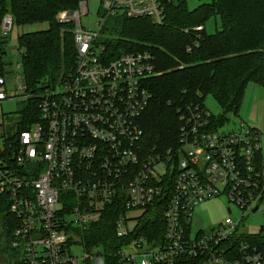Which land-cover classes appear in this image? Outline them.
<instances>
[{"label": "built area", "instance_id": "2783aa9c", "mask_svg": "<svg viewBox=\"0 0 264 264\" xmlns=\"http://www.w3.org/2000/svg\"><path fill=\"white\" fill-rule=\"evenodd\" d=\"M102 3L94 28L82 24L90 12L87 0L59 15L73 24L75 71L36 95L38 119L8 132L0 108V196L18 220L12 245L22 264H104L99 249L88 252L78 234L111 205L119 209L116 232L123 239L139 230L149 207L162 210L166 221L162 239L139 235L124 242L120 264H264L263 254L242 239L245 214L239 221L229 215L210 231L191 227L195 207L213 197L226 195L243 211L264 202L261 134L244 122L239 130L221 131L210 109L187 104L180 109L178 145L145 151L141 119L151 99L146 81L157 73L155 57L148 50L111 57L101 40L111 17L162 23L165 8L161 0ZM14 25L11 14L0 17V40ZM6 54L7 47L0 49V106L18 98L20 89L26 99L33 95L24 76L16 88L10 84L21 77L15 70L23 68L21 51L15 65ZM77 243L84 255L74 254Z\"/></svg>", "mask_w": 264, "mask_h": 264}, {"label": "trees", "instance_id": "16d2710c", "mask_svg": "<svg viewBox=\"0 0 264 264\" xmlns=\"http://www.w3.org/2000/svg\"><path fill=\"white\" fill-rule=\"evenodd\" d=\"M80 1L0 0V17L11 14L18 26L47 24L18 36L24 80L28 92L33 94L15 119L18 132L39 117L36 95L58 86L75 71L73 24L62 22L59 15L75 10ZM161 1L165 8L162 23L145 16H114L101 40L111 57L145 50L155 57L157 73L146 81L151 99L141 119L142 145L145 151L153 152H166L178 145L180 109L187 104L206 107L205 99L212 95L223 111L213 115L221 127L227 112H238L250 82L264 87V0H200L194 9L187 7V0ZM212 17L216 19V29L208 33L205 23ZM199 25L204 26L201 32L195 31ZM6 44L7 40H0L1 53ZM263 161L264 152L260 151L258 162ZM118 215L119 209L111 205L102 219L86 227L82 234L88 252L99 249L104 264H120L118 251L124 242L139 235L161 239L164 236L166 221L155 205L140 218L139 230L124 239L116 232ZM17 223L9 211L8 198L0 196L2 264H22L20 253L12 245ZM242 239L264 256V227L259 233H243Z\"/></svg>", "mask_w": 264, "mask_h": 264}, {"label": "rangeland", "instance_id": "374dc122", "mask_svg": "<svg viewBox=\"0 0 264 264\" xmlns=\"http://www.w3.org/2000/svg\"><path fill=\"white\" fill-rule=\"evenodd\" d=\"M84 1V0H82ZM89 7V14L82 16V24L86 28H94L95 23L100 20V15H98V10L103 6L102 0H87ZM187 7L189 9L196 8L201 1L200 0H187ZM112 18V17H111ZM111 18L106 24L111 26ZM219 22L220 19H217ZM47 27V24H29L26 26L14 25L11 32L4 35L5 40H7V54L6 59L11 61L14 65L19 60V50H18V36L23 32L36 31ZM205 29L208 33H213L216 29V19L214 17L207 20L205 23ZM106 31L104 30L102 37H105ZM17 73L20 74V79L11 80V86L15 88L18 86L19 82L23 81V68L15 67ZM20 96L18 98L6 99L2 102L0 108L4 114L6 121V130L8 132L16 131L19 111L22 110L28 103L27 97L24 96L23 90H19ZM205 104L208 109H210L214 114H222L223 111L218 105L217 101L212 95H209L205 99ZM2 114L0 113V118ZM226 121L221 126V131L229 130H239L241 123L244 122L246 127H251L261 135V141L263 145L264 152V87L256 82H250L245 91L241 106L237 113L230 111L226 113ZM16 119V120H15ZM5 131L1 130L0 134ZM232 207L233 212L230 214L228 208ZM132 214H140L139 212H133ZM245 214V217L241 221V230L247 234L259 233L264 227V202H262L256 212L251 210L243 211L241 208L234 204H230L228 197L226 195H220L213 197L211 199L200 202L194 210L192 231L194 233L201 231H210L214 226L224 221L229 215L233 217L234 220L239 221L241 217ZM80 236V241H82V234ZM74 254L81 256L85 254V250L82 244L77 243L73 248ZM2 264V263H0ZM91 264H101L100 259H95Z\"/></svg>", "mask_w": 264, "mask_h": 264}, {"label": "water", "instance_id": "95a60500", "mask_svg": "<svg viewBox=\"0 0 264 264\" xmlns=\"http://www.w3.org/2000/svg\"><path fill=\"white\" fill-rule=\"evenodd\" d=\"M258 209V206H256L254 209H253V212H256ZM229 210V213L231 212V209H228Z\"/></svg>", "mask_w": 264, "mask_h": 264}, {"label": "crops", "instance_id": "0c3cea01", "mask_svg": "<svg viewBox=\"0 0 264 264\" xmlns=\"http://www.w3.org/2000/svg\"><path fill=\"white\" fill-rule=\"evenodd\" d=\"M6 47H7V45H6Z\"/></svg>", "mask_w": 264, "mask_h": 264}]
</instances>
